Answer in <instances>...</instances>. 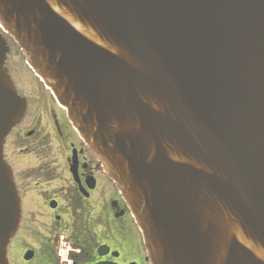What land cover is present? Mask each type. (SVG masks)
Returning <instances> with one entry per match:
<instances>
[{"label":"water","instance_id":"obj_1","mask_svg":"<svg viewBox=\"0 0 264 264\" xmlns=\"http://www.w3.org/2000/svg\"><path fill=\"white\" fill-rule=\"evenodd\" d=\"M0 21L115 182L150 264H264V0H0ZM8 52L0 35V264L21 219L3 148L26 111Z\"/></svg>","mask_w":264,"mask_h":264},{"label":"flooded vegetation","instance_id":"obj_2","mask_svg":"<svg viewBox=\"0 0 264 264\" xmlns=\"http://www.w3.org/2000/svg\"><path fill=\"white\" fill-rule=\"evenodd\" d=\"M0 33L10 48L8 74L27 101L24 118L4 146L21 197L22 264H62L57 257L61 238L78 250L72 255L73 264H147L145 252L124 260L123 249L139 248L130 235L126 203L74 131L66 112L36 75L17 61L22 54L1 25ZM102 247L110 253L101 255ZM115 252L119 257L112 256ZM27 253L33 255L30 260L25 259Z\"/></svg>","mask_w":264,"mask_h":264},{"label":"rangeland","instance_id":"obj_3","mask_svg":"<svg viewBox=\"0 0 264 264\" xmlns=\"http://www.w3.org/2000/svg\"><path fill=\"white\" fill-rule=\"evenodd\" d=\"M15 46L18 48L17 44H15ZM12 55H14V54H12ZM17 61H19V62H21V64L25 65L24 64L25 63L24 56H21ZM26 65L28 66L27 63H26ZM130 227H131L130 235L137 240V244H138L139 248H135V246L132 245L131 247L134 249V251H132L129 248L123 249V252H124L123 258H124V260H129V261L135 259L138 254H141V253L144 254V252H145L144 247H143L142 242H141L140 235H139L137 229L133 225L131 226V224H130ZM23 234H24V228L22 227L21 230L17 233L16 237L11 241V243L9 245L8 259H9L10 264H22L23 263L21 261V257H22L21 246L23 245L22 242L25 241ZM114 241H116V239H114ZM118 248L120 250H122L120 247H118ZM142 257H143V255H142ZM36 260H38V259H36ZM36 260H35V262H36Z\"/></svg>","mask_w":264,"mask_h":264}]
</instances>
